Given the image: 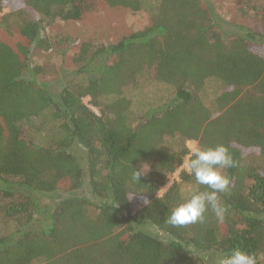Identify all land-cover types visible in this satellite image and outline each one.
<instances>
[{
    "label": "trees",
    "instance_id": "16d2710c",
    "mask_svg": "<svg viewBox=\"0 0 264 264\" xmlns=\"http://www.w3.org/2000/svg\"><path fill=\"white\" fill-rule=\"evenodd\" d=\"M107 6L138 11L141 0H0V209L12 222L0 232V264H208V253L234 248L263 264L264 35H224L211 0H159L152 22L117 42L65 48L72 77L51 92L29 53L62 44L41 31ZM149 72L171 96L136 119L126 90ZM210 82L219 89L207 102ZM27 131H44V142ZM190 140L224 144L236 161L223 169L227 213L219 221L209 209L203 222L172 227L164 218L185 199L183 186L204 190L179 170ZM143 163L149 170L134 181ZM84 171L94 201L80 192Z\"/></svg>",
    "mask_w": 264,
    "mask_h": 264
},
{
    "label": "rangeland",
    "instance_id": "374dc122",
    "mask_svg": "<svg viewBox=\"0 0 264 264\" xmlns=\"http://www.w3.org/2000/svg\"><path fill=\"white\" fill-rule=\"evenodd\" d=\"M216 13L219 15V26L221 27L224 35L231 34L232 32H243L244 30L257 31L264 35V0H211ZM159 0H141V9L138 11H132L128 8L121 6L104 7L100 11L89 12L83 14L78 20L60 21L56 20L52 24H49L41 31L42 37H47L53 41L54 44H62L60 50L48 49L45 50L38 46L33 45L31 47L29 58L32 65H39L43 67V74L38 76V81H44L48 84V89L57 93L63 84L72 77L69 72L71 63L68 59L63 58L61 52L66 48L69 53L73 51L74 47L81 42H88L91 44H111L117 42L124 35L131 32L140 30L149 25L156 13ZM8 8H3L0 11V15L7 13ZM12 20L15 19L11 18ZM65 59L66 68L61 69V64ZM64 63V62H63ZM24 76L29 77V73L25 72ZM219 83L210 82L207 86V93L205 100L209 102L215 93L218 92ZM171 90L167 85L158 83L152 79V74L142 75L139 82L134 87H129L126 90V94L131 99V111L134 118H138L141 114L149 109H158L163 103H165L169 96H171ZM85 103H88V98H83ZM88 106L98 113V110L92 105ZM37 120L28 121L25 126H30ZM27 138L33 142L42 143L45 139V132H31L27 131ZM190 152H192L193 145H196L195 141H188L187 143ZM81 155V151L78 152ZM189 155L184 160L179 170L186 168ZM144 164V163H143ZM141 168V167H140ZM149 170V169H148ZM179 170L176 171L172 178L160 189L159 195L166 191L173 179L178 180ZM148 172V171H147ZM147 172L143 174H147ZM223 174L224 171L222 170ZM84 183L80 190L81 194L87 197L89 200L94 201L96 198L90 193L86 171H84ZM191 193L189 186H183L182 196L186 198ZM2 204L5 200L0 196ZM52 205V201L47 198L41 199V205ZM37 217V215L35 216ZM40 220L43 217L40 215ZM5 223L3 215L0 209V232H4L11 225ZM32 229L39 230L41 224L39 221L34 222ZM145 228L149 231L158 234L160 238L165 236L158 232L153 226L145 225ZM220 255L214 252L205 255V260L208 264H217V259ZM260 260L264 264V254L260 256ZM41 258L34 261L35 264L42 263Z\"/></svg>",
    "mask_w": 264,
    "mask_h": 264
},
{
    "label": "clouds",
    "instance_id": "9594fccd",
    "mask_svg": "<svg viewBox=\"0 0 264 264\" xmlns=\"http://www.w3.org/2000/svg\"><path fill=\"white\" fill-rule=\"evenodd\" d=\"M235 165L236 161L224 144L206 147L193 145L186 168L196 185L204 186V190L196 188L183 201L175 204L165 216L164 223L172 227H183L203 222L209 209L219 221H223L227 206L221 202L220 194L228 191L230 179L222 170ZM134 169L132 179L139 181L140 176L148 171L149 165L144 163L139 170ZM217 264H257V259L251 253L234 248L220 255Z\"/></svg>",
    "mask_w": 264,
    "mask_h": 264
}]
</instances>
